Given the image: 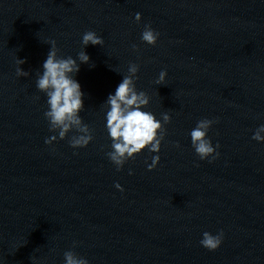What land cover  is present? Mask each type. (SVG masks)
Masks as SVG:
<instances>
[{"label": "clouds", "instance_id": "9594fccd", "mask_svg": "<svg viewBox=\"0 0 264 264\" xmlns=\"http://www.w3.org/2000/svg\"><path fill=\"white\" fill-rule=\"evenodd\" d=\"M136 22L141 20V14H135ZM159 33L156 32L150 24H146L141 33V40L148 45H156ZM51 45L47 58L44 61L42 74L37 76L36 87L47 97L48 110L44 116L49 122V130L58 135H53L45 140L46 144L51 145L57 139L63 140L70 131L77 134L71 136L69 144L72 148H84L92 141V129L83 123L79 113L84 110L83 96L81 86L74 78L80 70V64H89L90 57L85 51L77 54V58L71 56L67 58L58 57L59 49L55 40H49ZM81 43L84 47L89 44L103 46L104 39L98 36L94 31H87L82 35ZM133 50L138 51V46L133 45ZM79 61V63H78ZM24 59L18 58L16 74L18 77H28L29 72L24 71L20 65L24 64ZM95 65L92 64L91 67ZM139 65L130 63L128 73L123 76L114 94H109L105 104L108 106L106 111V129L112 141V151L107 153L109 160L121 170L123 165L135 159L146 148L151 153H158L161 148V142L166 135L164 125L171 122V116L168 112L162 113V121L148 111H144L150 102V97L144 91L136 89L135 81L138 79L137 73ZM167 72L161 71L157 85H164ZM215 123L214 120L201 119L196 127L191 130L190 137L192 146L201 160L209 157L216 159L219 152V144L215 147L208 138V130ZM264 125L259 126L252 139L258 142L264 141ZM179 147V145H176ZM158 155L152 157V163L148 164V170H153L159 163ZM131 174V172H129ZM115 187L121 192L122 186L117 183ZM223 240V231L213 235L209 232L202 234L200 244L209 251L217 250ZM76 242L73 243V247ZM65 264H88V260L78 256L74 251L64 252Z\"/></svg>", "mask_w": 264, "mask_h": 264}]
</instances>
